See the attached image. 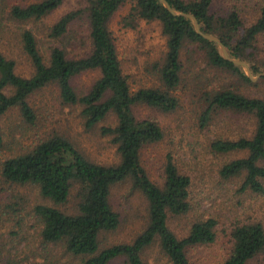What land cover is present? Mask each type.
Wrapping results in <instances>:
<instances>
[{
    "label": "trees",
    "instance_id": "16d2710c",
    "mask_svg": "<svg viewBox=\"0 0 264 264\" xmlns=\"http://www.w3.org/2000/svg\"><path fill=\"white\" fill-rule=\"evenodd\" d=\"M65 1L42 0L25 7L13 6L10 16L17 21L38 20ZM83 1V7L58 19L50 28L49 36L64 43L74 22L84 16L89 28L88 53L69 58L65 45H60L51 48L45 60L33 34L24 31L20 35L22 48L34 69L30 78L18 76L15 63L0 54V119L17 109L25 124L34 125L36 115L29 99L34 93L55 85L62 104L81 107L85 129L91 130L113 116L115 125L101 127L100 134L110 138L119 161L112 165L94 163L68 140L54 135L3 160L0 176L13 185L36 186L40 195L54 206H67L74 186L77 187L73 212L37 205L33 213L42 226V243L62 248L69 256L79 258V264H110L117 258H124L126 264H144L141 255L155 240L169 264H191L188 249L213 243L217 221L213 218L196 221L183 238L169 229V215L180 216L189 211L190 180L178 173L170 156L166 158L162 185L150 180L141 163V151L159 142L163 134L155 121L137 119L133 109L140 105L170 112L177 107L170 91L179 86L180 53L186 43L197 45L208 65L235 74L246 84L254 83L240 66L221 57L216 43L200 37L190 20L173 16L158 0ZM166 1L174 11L194 16L200 31L216 36L228 57L245 62L253 76L264 73V57L260 56L258 46L264 38V3L257 4L255 19L247 23L239 9L217 7L216 0ZM127 2L131 3L124 20L127 27H133L138 20L157 21L161 26L167 48L158 70L163 89L141 88L131 92L122 72L108 25ZM87 72H98L99 77L86 91H77L72 81ZM258 80L264 81V77ZM208 96L207 108L200 117L201 126L208 122L213 109L254 117L256 127L251 138L215 140L211 148L217 153L246 151L245 158L225 164L219 174L225 180L242 177L241 191L264 195V167L261 165L264 164V99L246 97L229 89L217 90ZM2 146L0 128V150ZM125 181H129L132 190L140 192L147 203L146 227L129 244L100 249L99 234L115 231L120 223L118 213L110 204L111 189ZM230 237L232 246L223 264H264V226L261 223L237 224Z\"/></svg>",
    "mask_w": 264,
    "mask_h": 264
},
{
    "label": "rangeland",
    "instance_id": "374dc122",
    "mask_svg": "<svg viewBox=\"0 0 264 264\" xmlns=\"http://www.w3.org/2000/svg\"><path fill=\"white\" fill-rule=\"evenodd\" d=\"M40 1L0 0V54L15 63V73L22 78H30L34 73L22 48L20 35L24 31L33 34L45 60L49 58L50 49L60 45H65L69 58L81 57L89 50V28L84 16L74 22L64 43L49 36L50 28L58 19L83 7V0H66L57 10L38 20L11 18L13 6L25 7ZM261 3L264 0H216L217 7L239 9L247 23L255 19L257 4ZM130 8L131 3H125L108 25L122 72L131 92L141 88L163 89L158 70L167 48L161 26L157 21L138 20L133 27H127L124 20ZM258 46L260 56L264 57V38ZM180 63L179 86L170 91L177 101L173 111L163 112L140 105L133 109L137 119L155 121L163 134L159 142L143 148L141 163L150 180L158 186L163 183L167 156L171 157L178 173L189 178V211L180 216L169 215L167 225L178 238H183L194 222L215 219V241L188 249L187 257L191 264H223L232 246L231 230L237 224L259 222L264 226V195L241 191L242 177L225 180L219 174L225 164L245 158L246 151L217 153L212 150L211 143L249 139L254 134L256 122L250 114L221 109H213L204 126H201L200 117L207 108L210 93L229 89L246 97L264 99V81L257 79L254 85L246 84L239 76L208 65L204 53L191 43L184 45ZM98 77V72H87L76 77L72 85L84 92ZM29 103L36 115L34 125L25 124L17 109L0 119L3 134L0 163L54 135L68 140L94 163L112 165L119 161L110 138L100 134L101 127L115 125L113 116L91 130L85 129L81 107L62 104L55 85L34 93ZM76 190L74 186L67 206H54L40 195L36 186L13 185L0 176V264H79V258L69 256L62 248L42 243V226L33 213L37 205L73 212ZM110 204L118 213L120 223L115 231L99 234L100 249L131 243L147 224V203L140 192L132 190L129 181L111 189ZM141 258L144 264H169L157 240L144 249ZM262 259L264 261V256ZM110 264L126 263L124 258H117Z\"/></svg>",
    "mask_w": 264,
    "mask_h": 264
},
{
    "label": "water",
    "instance_id": "95a60500",
    "mask_svg": "<svg viewBox=\"0 0 264 264\" xmlns=\"http://www.w3.org/2000/svg\"><path fill=\"white\" fill-rule=\"evenodd\" d=\"M161 2V4L163 5V7L173 16H177V17H184L187 18L188 20H190L191 24L193 25L194 31L203 39L207 40V41H211L217 44L218 48H219V52L221 57L228 61L231 62L237 66H240L242 69H244L247 78L254 82L255 80L259 79L260 77H264V73H260L259 75H257L255 78H253V76L251 75V71L250 68L247 66L246 63H244L241 60L238 59H232L230 57H228V54L226 52V49L224 47V45L221 43V41L214 35H207L204 34L200 31L199 25L197 23V20L195 19L194 16L190 15V14H186V13H182V12H176L173 9H171V7L169 6V4L167 3L166 0H158Z\"/></svg>",
    "mask_w": 264,
    "mask_h": 264
}]
</instances>
